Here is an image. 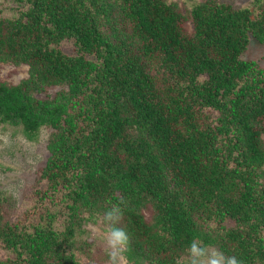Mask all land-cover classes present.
Instances as JSON below:
<instances>
[{
  "label": "trees",
  "instance_id": "trees-1",
  "mask_svg": "<svg viewBox=\"0 0 264 264\" xmlns=\"http://www.w3.org/2000/svg\"><path fill=\"white\" fill-rule=\"evenodd\" d=\"M251 6L0 10V63L27 67L0 81V122L50 131L22 216L4 217L0 201V264H85L87 226L106 230L121 197L127 264H175L193 239L264 264V67L245 57L251 39L264 45V0Z\"/></svg>",
  "mask_w": 264,
  "mask_h": 264
},
{
  "label": "rangeland",
  "instance_id": "rangeland-1",
  "mask_svg": "<svg viewBox=\"0 0 264 264\" xmlns=\"http://www.w3.org/2000/svg\"><path fill=\"white\" fill-rule=\"evenodd\" d=\"M12 1L0 0V10L6 8ZM202 1L204 0H193L194 3ZM228 1L235 7H245L251 6L253 0ZM179 6L183 11L184 5ZM5 13L9 12L5 11ZM245 54V57L255 59L259 65L264 67L263 44L251 39L249 49ZM26 76V66L15 67L0 63V81L16 84ZM49 132L43 127L34 137L29 138L23 133L22 126L0 122V201L4 207V217L13 219L17 215L22 216L23 211L26 210L27 200L23 197L26 191L32 193L30 185L37 178V172L42 168L48 155L45 146ZM3 197L5 201L2 200ZM87 227L89 231L87 242L91 243V250L89 257L84 260L85 264H109L105 245L101 240L105 230L99 226Z\"/></svg>",
  "mask_w": 264,
  "mask_h": 264
},
{
  "label": "clouds",
  "instance_id": "clouds-1",
  "mask_svg": "<svg viewBox=\"0 0 264 264\" xmlns=\"http://www.w3.org/2000/svg\"><path fill=\"white\" fill-rule=\"evenodd\" d=\"M124 198L111 204L105 211L102 220L107 226L101 236L109 264H127L125 253L130 245L127 231L118 225L123 219ZM175 264H242L236 256L226 255L218 248L204 244L199 239H193L185 250V254L176 259Z\"/></svg>",
  "mask_w": 264,
  "mask_h": 264
}]
</instances>
